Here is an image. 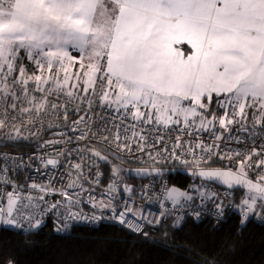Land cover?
I'll list each match as a JSON object with an SVG mask.
<instances>
[{
  "label": "snow or ice",
  "instance_id": "1",
  "mask_svg": "<svg viewBox=\"0 0 264 264\" xmlns=\"http://www.w3.org/2000/svg\"><path fill=\"white\" fill-rule=\"evenodd\" d=\"M97 103L118 114L108 122L111 128L105 125L98 132L90 127V112ZM81 105L88 111L72 121L77 127H70L80 132L79 140L90 143L76 150L81 162L71 166L70 182L61 188L51 182L32 183L27 196L18 186L0 192V224L24 230L26 222L28 230L39 229L40 215L26 210L38 208L45 196L56 194L63 198L66 211V215L56 213L57 232L69 227L61 225L60 219L88 220L82 212L71 211L81 203L80 193L71 190L88 191L81 183L87 179L85 156L93 163L109 162L105 154L109 150L118 154L131 152L133 144L137 151L164 145L155 156L149 152V158L167 153L200 168L202 161L217 155L216 141L223 139L213 132L217 125L231 132L237 124L243 128L251 115L253 126L264 127V0H0V129L11 126L16 135L8 139H24L16 124L18 118L23 117L20 126L36 124L49 115L66 122L69 108L79 112ZM214 105L221 114L213 110ZM81 124L84 128L78 127ZM146 125L158 133L151 144L147 143ZM202 131L213 133L212 143L197 139ZM166 136L174 143L164 144ZM186 136L193 139L187 141ZM198 149L204 155L192 161L182 159L195 157ZM234 157L235 171L207 168L198 175L229 188L239 185L247 189V198L239 205L241 223L250 215L264 218V146L218 158L231 161ZM58 165V159L49 158L44 167ZM112 171L120 178L118 167L113 166ZM136 171L161 174L156 168ZM253 171L254 178L249 175ZM0 183L12 181L2 179ZM109 191H116L115 181ZM165 199L175 205L192 197L171 188ZM89 202L93 208L110 209L111 219L148 236L140 224L127 220L132 208L117 213L111 201L94 202L91 192ZM60 206L56 201L46 210ZM216 207L222 214V205ZM133 214L146 219L141 211ZM101 218L93 213L91 220Z\"/></svg>",
  "mask_w": 264,
  "mask_h": 264
},
{
  "label": "built area",
  "instance_id": "2",
  "mask_svg": "<svg viewBox=\"0 0 264 264\" xmlns=\"http://www.w3.org/2000/svg\"><path fill=\"white\" fill-rule=\"evenodd\" d=\"M63 98L61 97V101ZM81 111L77 112L72 107L69 108L68 121H64L59 116H46L40 122L36 124H25L20 126V117L16 120V124L19 126L20 135L25 137L24 139L9 140L8 136L16 135V129L11 126L0 129V180L9 179L12 184L0 183V192L11 191L14 186H18L25 196L29 194V185L36 184H48L51 182L57 188L63 187L69 181V172H74L72 165L77 162H81V154L76 150L84 148L89 145L88 140H79V131H72L71 127H77L72 125V121L84 115L88 111L86 106L81 105ZM118 115L111 109L100 107L97 103L90 112L91 124L90 127L93 131H103L105 125L111 128V123H108L113 116ZM87 119V117H86ZM253 116H249L247 122L243 128L237 124L233 126L231 132L219 129L217 125L213 130L215 134L223 136L222 140L216 141L218 148L216 149L217 155H213L210 159L202 161L200 168L191 167L181 163L174 158H170L167 153H161L160 156H156V159H150L148 153L151 152L153 156L156 155V151L164 145H158L157 149L146 147L145 151H137L136 145H132L131 152H121L113 154L110 150L106 152L112 160L116 162L127 163L130 168H124L120 164L114 165L120 169L119 177L114 176L111 170V176L107 177L105 165L108 162L104 160H96L95 163L89 160L87 156L83 161L84 175L86 180H82L83 189L76 188L74 192L80 193L81 203L79 206L72 207L73 212H82L89 217L88 220H68L74 224L86 226L89 228H99L104 222L110 221L118 224L136 234L133 229L129 228L127 224H120L118 221L111 219V211L107 208L96 207L93 208L92 203L89 202V192L91 197L94 198V202L103 200L105 203L109 201L115 206L116 212L119 213L125 207L133 209V213L141 211L146 219H141L139 216L133 213H128L127 220L134 224H140L145 231L146 228H158L167 218H173L175 220L184 219L185 217H197L205 220L214 225H219L224 222L232 212H237L242 220V212L235 210L234 200L236 198V190H230L219 187L215 184L202 180L198 176V172L201 169L207 168H220L236 170V157L233 160L218 158L225 153L241 152L246 153L251 148L259 150L264 146V127L260 125L253 126ZM119 123V121H116ZM71 126V127H70ZM79 128H84L81 124ZM145 127V135L149 136L148 144H151L158 133L151 131L149 126ZM246 129V130H245ZM178 134V133H177ZM159 135H164L160 132ZM91 136V134H90ZM231 137V139L229 138ZM213 133L202 131L197 135V139L203 140L205 144H210L214 140ZM185 140L191 141L193 137L186 136ZM61 140L62 143L48 144V141ZM174 140L165 138L164 144L171 145ZM99 147L98 144L95 145ZM57 153H63V155H57ZM179 154V150L178 153ZM204 155L199 149L196 152V156H183L182 159L192 161L194 158L198 159L199 156ZM49 158H55L59 160V165L56 168L52 166L44 167L46 160ZM7 169L5 173L3 169ZM147 168L152 170L153 168L159 170H172V171H192L191 176L192 185L194 190H199V195L204 200L195 203L192 200H183L179 204H173L170 200H166L165 196L167 190L171 187L170 175H158L150 176L146 179H137L132 177V171L137 169ZM113 169V167H112ZM99 173V183L95 182V178ZM250 177H255V171L249 173ZM115 181L116 191H109V185ZM191 183V182H190ZM131 188V191H125V188ZM32 195H37L36 191L32 190ZM193 197V196H192ZM56 201L61 202V206L58 209L47 211L50 203ZM222 205V214L217 209V204ZM40 206L36 209H32L33 215H40V218H48L54 211H59L66 215L63 198L56 195L45 196V201L39 202ZM260 211V210H259ZM95 213L97 217H102L98 221L91 220V217ZM164 213V215H161ZM198 214V215H197ZM253 215L249 216L250 220ZM159 220V223L148 224L147 220ZM257 219L264 223V218L257 216Z\"/></svg>",
  "mask_w": 264,
  "mask_h": 264
},
{
  "label": "trees",
  "instance_id": "3",
  "mask_svg": "<svg viewBox=\"0 0 264 264\" xmlns=\"http://www.w3.org/2000/svg\"><path fill=\"white\" fill-rule=\"evenodd\" d=\"M213 110L218 115L222 112L215 105ZM117 163L130 168L110 157L105 165L107 177ZM169 179L181 189L194 188L191 176L180 171ZM234 192L239 211L244 190ZM191 194L195 203L204 200L199 190ZM26 211L33 215L31 208ZM56 213L43 218L39 229L28 230L26 222L24 230L0 226V264L8 260L14 264H264V223L258 215L241 223L235 211L219 225L193 216L179 223L167 218L158 228H146L145 237L110 221L94 229L60 219L61 225L69 227L57 232Z\"/></svg>",
  "mask_w": 264,
  "mask_h": 264
},
{
  "label": "water",
  "instance_id": "4",
  "mask_svg": "<svg viewBox=\"0 0 264 264\" xmlns=\"http://www.w3.org/2000/svg\"><path fill=\"white\" fill-rule=\"evenodd\" d=\"M149 171H151V170H149ZM180 172H182L183 174L188 175V176H192L193 175V172L192 171H180ZM160 173L161 174H159V175H171V174H175L176 171H172V170H160ZM155 175L158 176L155 172H153L151 175H145V174H137V171L136 170H133L132 171V177L137 178V179H146V178H148L150 176H155ZM199 177L202 180H204V181H207L209 183L215 184V185H217L219 187H222V188H226V189H230V190H244V191H247L246 188H244L242 186H239V185L234 186L232 188H229L227 185L222 184L221 182H219L217 180H209V179H206V178L201 177V176H199Z\"/></svg>",
  "mask_w": 264,
  "mask_h": 264
},
{
  "label": "rangeland",
  "instance_id": "5",
  "mask_svg": "<svg viewBox=\"0 0 264 264\" xmlns=\"http://www.w3.org/2000/svg\"><path fill=\"white\" fill-rule=\"evenodd\" d=\"M76 53H75V51L73 50V55H75ZM25 63L28 65V67L29 68H31V65L27 62V61H25ZM171 188H176V189H179L181 192H186L188 195H192L191 193H192V191L194 190V188H189L188 190H186V189H181V188H179L178 186H175V185H171V187H170V189ZM245 198H247V192L246 191H244V194H243V196H241V198H240V204H241V201L243 200V199H245ZM184 199H181V201H183ZM187 201V200H186ZM170 202H172V201H170ZM173 203V202H172ZM220 204V203H219ZM236 209H237V207H236ZM0 226H8V225H4V224H0ZM12 227V226H11ZM15 228V227H14Z\"/></svg>",
  "mask_w": 264,
  "mask_h": 264
}]
</instances>
